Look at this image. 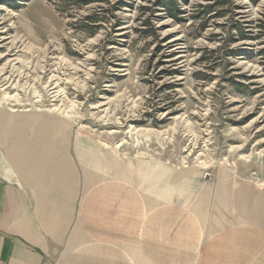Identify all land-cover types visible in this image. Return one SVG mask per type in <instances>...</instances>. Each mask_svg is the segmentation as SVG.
<instances>
[{
	"label": "rangeland",
	"instance_id": "obj_1",
	"mask_svg": "<svg viewBox=\"0 0 264 264\" xmlns=\"http://www.w3.org/2000/svg\"><path fill=\"white\" fill-rule=\"evenodd\" d=\"M166 1L0 0V171L56 152L78 208L118 178L197 212L262 203L264 0Z\"/></svg>",
	"mask_w": 264,
	"mask_h": 264
},
{
	"label": "crops",
	"instance_id": "obj_2",
	"mask_svg": "<svg viewBox=\"0 0 264 264\" xmlns=\"http://www.w3.org/2000/svg\"><path fill=\"white\" fill-rule=\"evenodd\" d=\"M50 154L0 171V264H264V190L246 215L213 214L118 178L87 188L78 208L77 190L44 174L58 167Z\"/></svg>",
	"mask_w": 264,
	"mask_h": 264
},
{
	"label": "trees",
	"instance_id": "obj_3",
	"mask_svg": "<svg viewBox=\"0 0 264 264\" xmlns=\"http://www.w3.org/2000/svg\"><path fill=\"white\" fill-rule=\"evenodd\" d=\"M85 3L86 2H90L91 0H84ZM164 8L166 9V11L168 12V16H170L173 19H178V16L180 15L179 11L177 10L176 7L173 6V4H171V1L167 0L165 2Z\"/></svg>",
	"mask_w": 264,
	"mask_h": 264
}]
</instances>
